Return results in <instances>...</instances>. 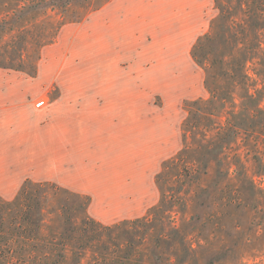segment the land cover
<instances>
[{"label":"rangeland","instance_id":"374dc122","mask_svg":"<svg viewBox=\"0 0 264 264\" xmlns=\"http://www.w3.org/2000/svg\"><path fill=\"white\" fill-rule=\"evenodd\" d=\"M23 5L0 2V264H264V0Z\"/></svg>","mask_w":264,"mask_h":264},{"label":"trees","instance_id":"16d2710c","mask_svg":"<svg viewBox=\"0 0 264 264\" xmlns=\"http://www.w3.org/2000/svg\"><path fill=\"white\" fill-rule=\"evenodd\" d=\"M4 0H0L2 2ZM80 0H24L23 9L25 12L36 11V10H46L48 8H56L62 7L66 8L74 2H78ZM24 13H19L18 16L12 17L11 20L15 22L18 18H21ZM3 26L0 25V30H2ZM205 41H209V37L205 36L203 41L199 40L192 48L191 53L193 59L197 62L198 65L202 66L205 64L206 57L209 56L210 48L208 51L205 49ZM21 195L27 192V187L24 186L21 189Z\"/></svg>","mask_w":264,"mask_h":264}]
</instances>
